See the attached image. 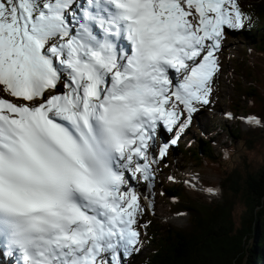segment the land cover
<instances>
[{
    "label": "snow or ice",
    "instance_id": "6c2138e0",
    "mask_svg": "<svg viewBox=\"0 0 264 264\" xmlns=\"http://www.w3.org/2000/svg\"><path fill=\"white\" fill-rule=\"evenodd\" d=\"M246 22L242 0H0V257L133 264Z\"/></svg>",
    "mask_w": 264,
    "mask_h": 264
},
{
    "label": "trees",
    "instance_id": "16d2710c",
    "mask_svg": "<svg viewBox=\"0 0 264 264\" xmlns=\"http://www.w3.org/2000/svg\"><path fill=\"white\" fill-rule=\"evenodd\" d=\"M243 7L253 13L255 23L250 31L238 33L235 40L254 48L251 53L255 57L249 58L253 60L249 73L244 66L240 85H236L238 96L229 101V107L236 115H254L251 106L260 104L257 117H264V70L259 69L264 64L258 63L255 54H264V0H243ZM216 129L214 125L206 136L195 137L192 146L176 147L174 153L176 157L183 155L193 168L206 167L212 172L208 175L215 184L205 187L218 190L217 194L195 192L176 183L168 187L166 194L174 199L169 201L174 211L189 212V229L164 224L162 218H150L151 224L144 232L151 249L145 258L141 257V264H264V158L257 166L245 159L243 165L222 169L230 149L227 141L218 144V139L210 136ZM248 130L237 125L227 132L244 149L254 152L264 139V127Z\"/></svg>",
    "mask_w": 264,
    "mask_h": 264
},
{
    "label": "rangeland",
    "instance_id": "374dc122",
    "mask_svg": "<svg viewBox=\"0 0 264 264\" xmlns=\"http://www.w3.org/2000/svg\"><path fill=\"white\" fill-rule=\"evenodd\" d=\"M226 45L228 48H230L231 54H225L223 52L220 56L222 70L219 76L221 84L218 88L214 89L212 104L203 108L199 113L195 115L193 120L194 128L191 130L194 131V133L197 132L200 135V133L206 134V132L212 131L214 125L217 126V129L212 132L211 137H214V139H218V144L227 141L226 146L230 149L229 159L223 160L224 167H222V169L232 168L234 167V165H243L245 159L248 163L257 166L256 163L261 162L264 158V139L254 152H249L244 149V147H242L239 142L231 139L227 132V129H230V131L234 130L237 125H239L242 130L250 131L248 129L251 128V126L246 124L241 119V117H248L250 115H244L243 113H238L236 115L235 111L230 109L229 101L232 98H236L238 96L239 91L236 85H240V76L245 73L243 70L244 66H246V73H249V66L251 62L253 63V60L251 59L250 61L249 58L255 57V55H253V51L251 53V49L254 48H251V46H247L246 43L233 41L231 38L229 40H226ZM255 54L258 57V63L264 64V54ZM245 57H248L247 60ZM259 69L264 70V68L262 67H259ZM244 82L248 84L247 82H249V76L247 79H244ZM257 105H259V107ZM257 105H252L251 108L253 110H250L251 113L255 111V116H257V114L259 115L257 111L261 107L260 104ZM227 113H231L235 118L229 119L226 115ZM216 144L214 146H216ZM183 148L185 149L184 146ZM174 151L175 150L173 148L170 149L169 154L171 153L172 155L170 154V156H168V159L166 158V160H169V158L171 159V157L175 156ZM181 157H183V155L178 156L177 165L179 164V166L184 167L185 171L180 173V176L176 172V164H174L173 167H170L169 165L165 167L166 163L159 166V170L156 174V184L153 196L151 197V199H153L155 202V210L154 212L150 211L148 213V216L153 215L156 220L162 218V222H165L164 224H166L167 222L180 229L186 230L189 229V212L184 210L174 211L173 207L169 204V201H174V199H169L168 197L166 198V187H172L174 183H177L179 185H182V187L186 189H192V191L194 190L196 192L203 193L204 191H206L205 188L207 186L214 185L215 183H213V181L209 177L208 174L210 171L206 169V167L203 169L192 168L191 164L186 163V158L183 157V159L180 160ZM208 164V166L210 167V163ZM210 173L212 175V172ZM168 177H174V180H169ZM191 177H199V181L196 187H192L185 183V181ZM175 178L179 180H176ZM161 192H163L164 195H161ZM179 213H185V215H178ZM239 215L240 211H238V213L236 214L237 218L239 217ZM143 248H145L144 244L140 253H138L136 256H141ZM147 252L148 251L144 252V256Z\"/></svg>",
    "mask_w": 264,
    "mask_h": 264
},
{
    "label": "bare ground",
    "instance_id": "6f19581e",
    "mask_svg": "<svg viewBox=\"0 0 264 264\" xmlns=\"http://www.w3.org/2000/svg\"><path fill=\"white\" fill-rule=\"evenodd\" d=\"M0 261H1V259H0Z\"/></svg>",
    "mask_w": 264,
    "mask_h": 264
}]
</instances>
